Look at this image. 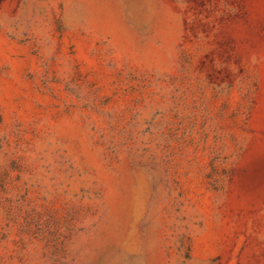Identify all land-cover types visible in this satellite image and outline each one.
Listing matches in <instances>:
<instances>
[{"label":"rangeland","instance_id":"374dc122","mask_svg":"<svg viewBox=\"0 0 264 264\" xmlns=\"http://www.w3.org/2000/svg\"><path fill=\"white\" fill-rule=\"evenodd\" d=\"M0 264H264V0H0Z\"/></svg>","mask_w":264,"mask_h":264}]
</instances>
